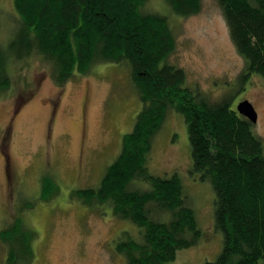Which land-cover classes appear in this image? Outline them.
Instances as JSON below:
<instances>
[{
    "label": "trees",
    "instance_id": "16d2710c",
    "mask_svg": "<svg viewBox=\"0 0 264 264\" xmlns=\"http://www.w3.org/2000/svg\"><path fill=\"white\" fill-rule=\"evenodd\" d=\"M187 17L201 0H165ZM231 41L249 74L264 79V0H217ZM146 0H13L19 24L0 48V95L9 89V65L33 53L53 68L57 84L86 74L95 62L126 64L142 109L125 134L117 159L97 189L72 192L83 205H110L112 215L141 229L116 245L125 264H166L202 236L178 175H152L147 162L152 140L169 110L184 117L193 171L214 192L215 227L222 233L218 257L203 264H264V152L253 124L231 108L232 96L210 102L186 86L184 71L166 63L175 44L165 17L144 14ZM242 101V100H241ZM146 182L149 190L131 188ZM59 187L42 180L41 199ZM38 233L15 218L0 229L6 264H29Z\"/></svg>",
    "mask_w": 264,
    "mask_h": 264
},
{
    "label": "rangeland",
    "instance_id": "374dc122",
    "mask_svg": "<svg viewBox=\"0 0 264 264\" xmlns=\"http://www.w3.org/2000/svg\"><path fill=\"white\" fill-rule=\"evenodd\" d=\"M144 14L165 17L175 48L166 63L184 71L186 86L210 102L232 96L231 108L248 100L257 112L253 133L264 152V79L249 74L231 41L217 0H201L200 11L176 15L165 0H146ZM13 0H0V48L17 31ZM33 53L9 65L11 85L0 95V229L15 218L38 233L29 264H125L121 240H141V229L112 215L110 205H83L73 191L97 189L117 159L125 134L142 109L126 64L95 62L83 75L59 85L53 68ZM157 177L177 174L202 232L198 243L166 264H203L222 249L214 220V192L193 171L184 117L169 110L152 140L147 162ZM59 191L41 199L42 180ZM131 188L149 190L146 182ZM0 243V264H6Z\"/></svg>",
    "mask_w": 264,
    "mask_h": 264
},
{
    "label": "water",
    "instance_id": "95a60500",
    "mask_svg": "<svg viewBox=\"0 0 264 264\" xmlns=\"http://www.w3.org/2000/svg\"><path fill=\"white\" fill-rule=\"evenodd\" d=\"M236 111L238 112V114L246 118L251 124H256L257 112L248 100L240 101L236 106Z\"/></svg>",
    "mask_w": 264,
    "mask_h": 264
}]
</instances>
